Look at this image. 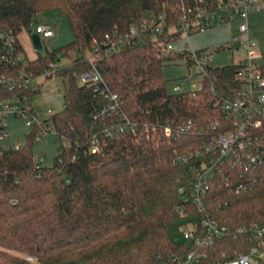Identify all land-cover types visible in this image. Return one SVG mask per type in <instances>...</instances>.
<instances>
[{
    "label": "trees",
    "instance_id": "obj_1",
    "mask_svg": "<svg viewBox=\"0 0 264 264\" xmlns=\"http://www.w3.org/2000/svg\"><path fill=\"white\" fill-rule=\"evenodd\" d=\"M189 2L0 0V30L19 37L24 31L30 34L29 24L37 14L58 8L72 31L71 42L45 53L37 50L25 70L38 75L58 61L56 54L69 59L72 50L78 53L68 67L54 73L66 78L67 87L63 106L45 119L61 142L53 163L34 158L38 125L19 146L0 142V264H174L171 254L183 256L197 247L204 256L192 264H222L257 246L249 231L215 237L208 246L194 242L205 231L204 217L231 229L253 219L264 222V178L245 191L230 193L227 174L233 185L243 174L225 164L210 178L203 195L205 210L189 200L191 167L201 159L195 150L234 127L235 115L224 111L221 102L242 99L244 92L236 78L239 63L204 64L200 88L168 90L165 65L176 60L188 67L195 64L190 50L166 48L183 36L169 28ZM149 13L165 15L160 34L95 61L105 85L119 97L116 109L102 112L107 99L92 85L78 83L91 68L81 58L105 35L124 33ZM229 44L195 52L216 53ZM17 69L7 67L4 72ZM39 90L3 92L0 99L31 98ZM179 156L186 159L177 160ZM183 219L191 222L194 235L176 242L168 224ZM258 249L256 264H264V246Z\"/></svg>",
    "mask_w": 264,
    "mask_h": 264
},
{
    "label": "built area",
    "instance_id": "obj_2",
    "mask_svg": "<svg viewBox=\"0 0 264 264\" xmlns=\"http://www.w3.org/2000/svg\"><path fill=\"white\" fill-rule=\"evenodd\" d=\"M263 8L264 0H190L177 22L169 28L173 33L180 32L182 35L188 36L189 33L204 31L207 28L220 26L238 19L242 21L238 31L245 36H233L230 45H236L238 49L241 44H244L248 49L245 58L235 62L241 65L236 72V78L241 82L244 89L243 98L221 102V108L224 111L235 115L234 127L229 128L225 133L218 134L213 144L204 145L194 152V155L201 157V159L198 164L191 167L193 179L191 194L188 197L202 212L205 210L203 195L208 189L210 178L215 170L221 166L229 164V168L242 171L243 180L238 181L236 185H233V179H230L227 174L225 182L230 193L245 191L248 186L255 183L259 178H264V72L263 65L258 61L261 55L250 50L253 43L250 42L247 36L248 17ZM164 21L165 15L149 13L132 24L126 32L114 31L112 34L105 35L104 39L97 43L89 54L82 56L81 59L88 61L91 68L79 76L80 83L92 85L96 91L107 99V106L102 112L107 109H116L119 105V97L105 85L95 61L102 56L110 55L122 49L128 44L139 43L148 37H155L163 31ZM29 32L30 35L37 33L40 36L41 43L44 39L54 35L53 30L49 27L41 24L37 25L34 22L29 24ZM166 48L173 50L172 42H169ZM32 50L34 57L29 56L21 37L15 36L11 31L0 30V93H13L16 90L30 87L39 88L38 84L36 86L32 85L38 76L49 79L55 72L66 67H56V63L62 58L60 54H56L57 62L50 63L49 68L43 73L33 74L25 70L28 62L35 58L37 50L34 47ZM190 51L193 53L194 65L199 67L198 75L200 78L205 74L204 64L213 63L215 53L202 51L197 54L194 50ZM7 67H17L18 69L14 73H6L4 71ZM197 84L196 87L193 84L194 89L201 87L199 82ZM172 91L181 92L182 89L179 86H174ZM46 112V118L54 112L51 105L47 107ZM8 115L26 117L28 126L38 125L40 130L35 134V140L42 139L43 132L50 129L51 123L46 122V118L41 120L38 117L30 98L22 99L19 96L1 97L0 141L5 136L6 124L4 120ZM117 127L121 128L119 125ZM8 147H16V145ZM95 149H97L96 145L93 146V150ZM185 159L186 156L177 157V160ZM39 161H42L41 156ZM201 226L205 231L202 235L195 236L194 242L197 246H208L212 244L215 237L227 233L249 231L256 240L257 246L251 247L247 253H241L236 258L222 264H256V256L260 254L258 246H264L263 221L253 219L243 226L231 229L229 225H221L212 218L204 217L201 219ZM194 230L195 228L191 227L183 231L184 239L191 238L194 235ZM202 256H204V252L199 250L198 247L189 250L183 256L171 254L174 264H192ZM158 264L165 263L160 262Z\"/></svg>",
    "mask_w": 264,
    "mask_h": 264
},
{
    "label": "rangeland",
    "instance_id": "obj_3",
    "mask_svg": "<svg viewBox=\"0 0 264 264\" xmlns=\"http://www.w3.org/2000/svg\"><path fill=\"white\" fill-rule=\"evenodd\" d=\"M252 13L248 19L249 34L248 39L253 46L250 47L251 51L260 53L261 57L258 60L260 64L264 66V8ZM35 24H42L54 31V36L52 38L44 39L42 41L43 46L40 49L41 53H45L47 50H56L73 39V34L70 29L67 18L60 12L58 8H52L48 11L41 12L33 18ZM242 21L234 20L229 23H224L220 26H215L212 28H207L204 31H197L188 36L183 35L181 38L172 42L173 50L177 53L187 50H199L207 49L213 50L217 47H223L228 45L233 36L244 37L245 35L239 33L238 27ZM25 33V31H24ZM21 33L23 42L28 46V54L30 57H34V52L32 50L31 39L26 38V35ZM248 53L246 45L241 44L238 49L236 45H230L229 47L216 52L214 54L213 63L215 65H227L235 63L237 61L243 60ZM78 56L75 50L70 52V58L67 59L62 57L57 63L58 66H65L66 63H72L73 59ZM199 67L194 65L192 67L186 66L182 61H173L163 68V76L166 79V86L168 90H172L174 86L181 87L182 91L192 90L198 85L199 78ZM78 83L80 80L78 79ZM39 85V92L30 98L31 103L38 111L39 115H44L48 106H52L53 111H57L62 107L63 104V93L67 87V80L64 77H59L53 75L49 79H44L38 76L32 85ZM41 120L44 118L39 117ZM5 136L1 139V144L3 146L16 145L19 146L24 143L26 135L33 128V124L28 126L26 121L27 118H22L14 115H8L5 118ZM63 144H68L66 139L62 140ZM61 145L59 138L50 124V129L43 132L42 139L34 140L32 142V152L34 154L35 160H39L42 157L44 164H52L54 156L58 152V147ZM191 222L183 219L174 223L168 224V230L176 242L183 241V231L190 229Z\"/></svg>",
    "mask_w": 264,
    "mask_h": 264
},
{
    "label": "water",
    "instance_id": "obj_4",
    "mask_svg": "<svg viewBox=\"0 0 264 264\" xmlns=\"http://www.w3.org/2000/svg\"><path fill=\"white\" fill-rule=\"evenodd\" d=\"M30 37H31V41H32L33 47L36 50H40L42 48V43H41V40H40V36L37 33H32L30 35Z\"/></svg>",
    "mask_w": 264,
    "mask_h": 264
},
{
    "label": "crops",
    "instance_id": "obj_5",
    "mask_svg": "<svg viewBox=\"0 0 264 264\" xmlns=\"http://www.w3.org/2000/svg\"><path fill=\"white\" fill-rule=\"evenodd\" d=\"M253 14H255V13H253ZM252 15V14H251ZM250 17V16H249ZM249 17H248V19H249ZM42 25V24H41ZM51 29V28H50ZM52 30V29H51ZM54 32V31H53ZM249 25H248V34H249ZM24 33V32H23ZM25 35H26V38L28 39V41H29V39H31V37H30V34L28 33V32H25L24 33ZM55 34V33H54ZM22 35V34H21ZM21 35H20V37H21ZM54 36V35H53ZM52 36V37H53ZM52 37H50V38H52ZM22 38L23 37H21V40H22ZM23 41V40H22ZM24 43V42H23ZM24 45L26 46V44L24 43ZM26 48H27V46H26ZM27 50H30V47L28 46V49ZM65 66H69V63H66L65 64ZM32 98V97H31ZM34 107V106H33ZM34 110H35V112L37 113V115H38V117H41V118H44V117H47V112L45 111V113H44V115H42V116H40L39 115V113H38V111L36 110V108L34 107Z\"/></svg>",
    "mask_w": 264,
    "mask_h": 264
}]
</instances>
